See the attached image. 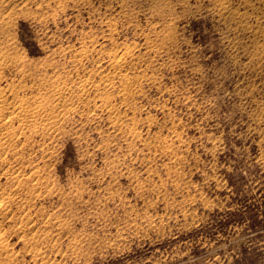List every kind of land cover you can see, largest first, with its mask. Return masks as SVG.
I'll return each mask as SVG.
<instances>
[{"label": "rangeland", "instance_id": "1", "mask_svg": "<svg viewBox=\"0 0 264 264\" xmlns=\"http://www.w3.org/2000/svg\"><path fill=\"white\" fill-rule=\"evenodd\" d=\"M224 4L0 0V87L64 88L0 146V264H264V0Z\"/></svg>", "mask_w": 264, "mask_h": 264}, {"label": "bare ground", "instance_id": "2", "mask_svg": "<svg viewBox=\"0 0 264 264\" xmlns=\"http://www.w3.org/2000/svg\"><path fill=\"white\" fill-rule=\"evenodd\" d=\"M217 1L219 3V6H221L222 11L225 13H228L226 10L227 8H225V6H224L225 5L224 3L226 2V0H217ZM3 59H5V57H4L3 53L0 52V65H1V61ZM114 65L119 66V62L115 61ZM49 91L53 97L50 101L42 98V96L36 97L35 95L32 96V101H30V100H28V98L20 97L18 95L17 89H14V88L3 89L2 87H0V146L1 145L4 146V144L9 142V141L14 142V139H16V137L20 134V133H18L20 131V129L26 130V128H36L38 130V129H44V128H47V129L53 128L49 125L50 122L49 123L46 122V119H48L49 117H53V115H50L51 114L50 111L46 110L44 107L46 104H55V106L58 105V108H61L60 107L61 104H64L63 103L64 98L62 96L64 88L63 87L61 88V87H58L55 85V86H52ZM34 102H39V103L38 104L36 103L35 106H33ZM60 110L62 111V109H60ZM14 123L17 124V127H18L17 130H14L15 128L12 129ZM31 131H32V129H31ZM33 132H34V130H33ZM13 142H12V144H13ZM5 157L6 156H4V158ZM21 172H22V170H21ZM20 173H19V175H20ZM35 177H36V175H35ZM21 178H22V176H21ZM0 198H2V197H0ZM5 198H7V196ZM6 203L8 204V202H6ZM0 207H2V208L4 207L3 200H0Z\"/></svg>", "mask_w": 264, "mask_h": 264}]
</instances>
